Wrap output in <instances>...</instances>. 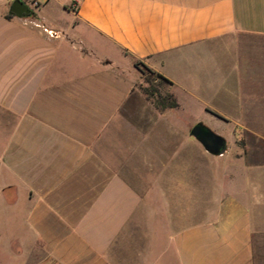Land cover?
Instances as JSON below:
<instances>
[{"label": "crops", "instance_id": "0c3cea01", "mask_svg": "<svg viewBox=\"0 0 264 264\" xmlns=\"http://www.w3.org/2000/svg\"><path fill=\"white\" fill-rule=\"evenodd\" d=\"M13 1L0 0V264H255L264 160L251 154L212 159L226 165L193 221L143 251L123 253L121 236L142 204L127 174L164 180L202 159L181 113L224 124V153L221 133H264V0H22V18ZM136 64L177 107H136Z\"/></svg>", "mask_w": 264, "mask_h": 264}, {"label": "rangeland", "instance_id": "374dc122", "mask_svg": "<svg viewBox=\"0 0 264 264\" xmlns=\"http://www.w3.org/2000/svg\"><path fill=\"white\" fill-rule=\"evenodd\" d=\"M25 1L33 11L39 7V4L36 3L35 0ZM135 91L140 97L136 107H139L140 104L148 103L157 110L163 109L160 100L170 94L169 88L166 85L162 84L154 75L144 70H142V78L136 85ZM130 107L131 106L127 104L121 111L123 123H135L138 120L136 109H129ZM172 119L173 118L170 119V122H173ZM179 119L180 124L187 128V139L189 137L193 138L190 136V130L195 124L201 123L215 134L219 133L218 127L224 126V124L214 118H210L209 115L205 114L203 111L198 112L197 110L193 113H181ZM210 120H212V122ZM221 134H226L227 145L229 146L226 152L222 154L223 157L235 159L251 154V156H255L254 160L256 161L264 160V133ZM232 135H243V139H246L247 143L243 141L236 142V140H233L234 137L232 138ZM172 140L175 139L171 138V142H173ZM174 144L178 146L176 141ZM187 151H190L193 155L191 149H187ZM202 151L203 156L200 163L198 160V163L194 164L193 160H191L189 164L185 165V170L180 174L178 173L177 164H170L169 179L136 180L130 178V174L126 175L128 181L135 186L139 194H141L142 204L121 236H127L129 238L128 242L123 245V247H125L122 251L123 253L125 252L128 254L131 250H145L147 237L152 234L161 235L163 226L177 227L189 221H193L195 217L198 216V202L202 204L206 201L209 202V200L213 198V194L217 188L215 183L218 181L216 172L220 173L222 166L226 164H222L220 160L218 163L212 160L221 156H212V154L204 150ZM220 188L221 186L219 185L218 189L220 190ZM116 250L117 249L112 250L113 253H115ZM262 251L257 245L256 240L255 264H264V251Z\"/></svg>", "mask_w": 264, "mask_h": 264}, {"label": "water", "instance_id": "95a60500", "mask_svg": "<svg viewBox=\"0 0 264 264\" xmlns=\"http://www.w3.org/2000/svg\"><path fill=\"white\" fill-rule=\"evenodd\" d=\"M9 14L18 18L29 17L33 11L22 1L14 0L10 6ZM190 135L197 140L204 150L212 155H221L225 151V141L201 123L195 124Z\"/></svg>", "mask_w": 264, "mask_h": 264}, {"label": "trees", "instance_id": "16d2710c", "mask_svg": "<svg viewBox=\"0 0 264 264\" xmlns=\"http://www.w3.org/2000/svg\"><path fill=\"white\" fill-rule=\"evenodd\" d=\"M136 67L142 72V69H140L138 64H136ZM146 71L149 74L154 75L156 79H158L162 84L166 85L167 87H170L172 85L167 79H165L161 75L153 73L149 70H146ZM160 103H161L162 108H175V107H177L176 100L172 94L166 95V97L164 99L160 100Z\"/></svg>", "mask_w": 264, "mask_h": 264}, {"label": "built area", "instance_id": "2783aa9c", "mask_svg": "<svg viewBox=\"0 0 264 264\" xmlns=\"http://www.w3.org/2000/svg\"><path fill=\"white\" fill-rule=\"evenodd\" d=\"M35 5H36V3H35Z\"/></svg>", "mask_w": 264, "mask_h": 264}]
</instances>
